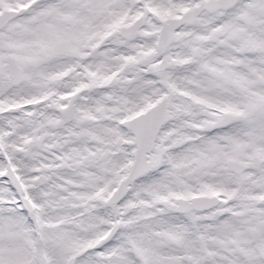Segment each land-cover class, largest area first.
<instances>
[{
	"label": "snow or ice",
	"instance_id": "obj_1",
	"mask_svg": "<svg viewBox=\"0 0 264 264\" xmlns=\"http://www.w3.org/2000/svg\"><path fill=\"white\" fill-rule=\"evenodd\" d=\"M0 264H264V0H0Z\"/></svg>",
	"mask_w": 264,
	"mask_h": 264
}]
</instances>
